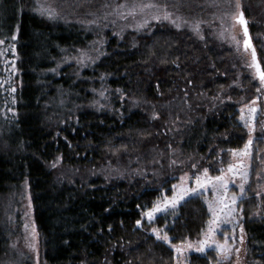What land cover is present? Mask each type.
Returning <instances> with one entry per match:
<instances>
[{"label":"trees","instance_id":"trees-1","mask_svg":"<svg viewBox=\"0 0 264 264\" xmlns=\"http://www.w3.org/2000/svg\"><path fill=\"white\" fill-rule=\"evenodd\" d=\"M0 2L7 6L0 38L15 34L19 73L12 113L0 106V197L27 180L44 264H169L168 242L143 231L167 232L172 243L198 239L210 219L203 194L146 227L136 221L173 194L176 167L218 173L250 138L248 183L237 203L244 264H264V193L256 195L264 183V85L238 76L227 48L168 24L97 31L42 18L21 0ZM260 11L248 31L264 71ZM81 50L93 59L77 63ZM244 106L257 109L251 131ZM216 257L209 249L187 263L221 264Z\"/></svg>","mask_w":264,"mask_h":264},{"label":"rangeland","instance_id":"rangeland-1","mask_svg":"<svg viewBox=\"0 0 264 264\" xmlns=\"http://www.w3.org/2000/svg\"><path fill=\"white\" fill-rule=\"evenodd\" d=\"M24 1L26 9L37 13L38 16L47 20H59L62 22L80 23L99 31L101 28H105L108 24H115L123 26L125 29H136L139 33H144L145 30L150 32L157 25H172L177 27L171 21H156L152 17L154 15H162L163 11H168L172 14L171 19L176 20L177 17L181 19L177 21L179 24L178 28L186 29L188 33L194 38L195 41H209L215 45L221 43L225 48L229 50L230 56L234 57L235 61L241 67V71L238 72L240 76L243 74L249 75V77L256 82H260L254 76L253 70L249 67L250 58L249 52L242 48V33L238 23L234 21V17L237 14V2L241 4L242 10L246 18L248 19L249 26H254V22L258 23L257 15L258 11L264 17V6L262 0H253L256 7L252 10L244 0H21ZM38 3H44L50 6L57 13V18L49 19L46 15H41L36 8ZM149 3L157 4L158 8H143L141 6ZM123 5V7H119ZM166 6V8H165ZM261 8V9H260ZM0 9L3 11L7 9L6 5L0 2ZM147 20V24L144 21ZM258 21V22H257ZM264 22V18L262 19ZM200 22L199 32L193 31V25ZM83 25V26H84ZM140 25H143L140 27ZM258 25H261L260 23ZM99 28V29H97ZM96 35L97 33L94 32ZM188 34V36H189ZM15 34H11L8 38H0V106L3 111L6 110L8 113H12V103L14 101V94L18 86L19 73L17 70V52L11 51L12 45H15V41L12 37ZM233 37L235 39H233ZM97 37L94 42L100 41ZM264 40V39H263ZM93 42V43H94ZM220 45V44H219ZM88 56H91V51H84ZM80 52V51H79ZM78 52V54H79ZM14 69V70H13ZM14 90V91H13ZM187 105L188 101H184ZM156 105V103H154ZM167 104L161 103V106ZM251 107V106H250ZM249 106H244V121L245 125H251L253 119L249 112ZM6 108V109H5ZM187 125V124H186ZM189 126H192L188 124ZM180 126V125H179ZM176 127L174 130H178ZM247 126L246 128H248ZM171 129V128H170ZM249 129V128H248ZM252 133H250L251 135ZM243 149L235 151L240 153ZM172 154L168 155V159H171ZM243 163L248 168V158L240 155H230V163L225 166H219L218 173H211L208 171L209 177H216L221 175V169L224 170L226 176H231L227 173L228 166L238 165ZM107 164V163H106ZM108 165V164H107ZM106 165V166H107ZM193 163L186 165L185 167H176L174 170L175 176L177 177L174 181V185L178 188L173 190L174 192L179 191V187H195V178L197 175L203 173L204 167L197 165V168H193ZM114 166L109 163L110 172L114 171ZM99 172V169L98 171ZM181 177H186L185 181H181ZM235 184H229L228 195L240 196L239 183L241 181L238 177L235 178ZM247 185V184H246ZM245 185V187H246ZM258 191L261 194L264 193V183L259 187ZM207 201L214 199L212 189L209 188L206 191L201 192ZM163 198V197H162ZM162 198L160 200H162ZM158 200V201H160ZM207 204V203H206ZM208 206V204H207ZM152 208V207H151ZM147 209L146 211L150 210ZM145 211V212H146ZM210 213V219H211ZM209 219V220H210ZM236 220L239 223H226L221 225L217 231L214 239L217 242L223 243L224 236L229 237L228 243L232 245L233 249L239 248L241 251L237 254L235 251L232 252L229 259H222L214 247L208 248L216 251V259L221 264H244L245 253H244V238L243 243L240 240V227L242 225V215L238 208V215ZM151 221L147 217L143 216L141 224L146 227V223L149 224ZM25 225L28 227L26 228ZM35 225L36 237L33 240L31 235L32 226ZM233 227H235V242L233 243ZM208 224L203 233L207 232ZM143 232L152 234L157 239L153 229H146ZM203 233L198 239L183 241L178 243L168 242L173 250V260L169 264H188L187 258L189 254H203L195 252L194 250L185 249L183 255H178L173 245H183L184 243H192L194 246L198 245V242L204 239ZM160 234L164 233L160 230ZM29 244H34V247H29ZM41 238L39 231L35 224L33 206L31 202V196L27 180L24 179L20 184L15 187L9 188L8 192L0 197V264H44L41 253ZM237 255L239 259H237ZM137 261V260H136ZM129 259H123L119 264H133ZM146 261H139L134 264H142Z\"/></svg>","mask_w":264,"mask_h":264},{"label":"snow or ice","instance_id":"snow-or-ice-1","mask_svg":"<svg viewBox=\"0 0 264 264\" xmlns=\"http://www.w3.org/2000/svg\"><path fill=\"white\" fill-rule=\"evenodd\" d=\"M237 9H239L240 5L237 2ZM119 7H123V5H120ZM159 6L154 3H149L141 6V10L143 8H158ZM166 8V6H165ZM36 11H38L41 15H46L49 19H55L57 18V13L53 8L50 6H47L44 3H38V6L36 8ZM172 14L168 11H163L162 15H154L152 17L153 20L156 21H171L173 24H176L177 27H179V24L177 23L178 20H180V17H177L176 20L171 19ZM234 19L243 26V34H244V48L246 50L251 49V63L249 64V67H253L256 70V75L259 77V80L261 81V84L264 85V71L261 70L260 64L257 62L256 57V50L252 47V44L250 42L249 34H248V28H247V21L244 18L243 12H238V14L234 17ZM144 24H147V20L144 21ZM143 25H140L142 27ZM193 31L199 32L200 30V22H197L193 26ZM13 40L16 39V36L14 35L12 37ZM233 39H235L233 37ZM0 43H3V41H0ZM11 51H15V45H12ZM77 59V63L83 64L86 59H93L92 57H89L86 52L80 51L79 56ZM14 70V69H13ZM261 89H257V91H260ZM14 91V90H13ZM101 96L104 95L103 92L100 93ZM253 104L256 103V101H252ZM243 112V109L241 110ZM249 112L252 114L251 118L255 119V114L257 112V109L255 107H250ZM241 119H244V116H241ZM249 126L250 131L253 130L252 126ZM253 141L250 138L248 142L245 144L244 149L237 153L233 151V155H240L242 157L248 158L251 160L252 153H251V147H252ZM59 160V158H58ZM173 164L176 162L173 161ZM53 167L56 166L54 163L52 165ZM193 168L196 169L197 165H193ZM227 173H230L231 176H226L224 173V170L221 169V175L216 177H209L208 175V169L205 168L203 170V173L201 175H197L195 178V187H179V191L174 192V195L172 197L164 196L162 200L157 201L150 210L143 213V216L147 217L149 221H152L156 214L161 212H166L169 208L175 209L176 206L183 200H185L187 197L191 195H195L198 193H201L202 191H206L207 189L211 188L213 192L214 199L211 201H207L208 204V211L211 213V219L208 222V230L207 232L203 233L204 239L200 240L198 242V245H193L192 243H184L183 245H173L175 252L178 255H183L185 249L188 250H194L198 253H204L208 248L214 247L216 251L218 252L219 256L227 260L229 259L230 255L233 251H235L237 254L241 251L239 248L233 249L232 245L228 243L229 237L227 235L224 236V242L220 243L217 242L214 237L217 233V231L220 229L221 225L226 223H239L238 220H236V217L238 215V200L242 199L245 194V185L248 183V168L243 163L238 165H229L227 169ZM236 177L239 178L241 183H239L238 187L240 190V196L232 195L231 197L228 195V187L229 184H235L236 183ZM186 177H181V181H185ZM177 185H173V189H177ZM257 196L261 195L260 191L256 192ZM239 211H242V209H239ZM137 226L139 227L141 225V220L136 221ZM27 228L28 226L25 225ZM153 232L156 234V237L158 240H163L165 242H170V237L168 236L167 232H164L163 235L160 234L159 229H153ZM240 240L241 243H243L244 238V229L241 226L240 227ZM31 235L33 237V240L36 237V229L35 225L32 226ZM233 243L235 242V227H233ZM30 248L34 247V244L28 245ZM237 259H239V256L237 255Z\"/></svg>","mask_w":264,"mask_h":264},{"label":"water","instance_id":"water-1","mask_svg":"<svg viewBox=\"0 0 264 264\" xmlns=\"http://www.w3.org/2000/svg\"><path fill=\"white\" fill-rule=\"evenodd\" d=\"M238 12H242V11L240 10V11H238ZM247 28H248V27H247ZM240 30H241V33H242V36H243L242 41H241V46H242V48H244V39H245V37H244V34H243V26H241V25H240ZM248 34H249V31H248ZM249 38H250V42H251V44H252V47L255 49V47H254V45H253V43H252V40H251V36H250V34H249ZM244 49H245V48H244ZM247 51L249 52V58H250V63H251V49H248ZM256 57H257V54H256ZM257 62L260 64L258 58H257ZM260 67H261V65H260ZM251 68H252V70H253V73H254V76L256 77V79H257L258 81H260V80H259V77L256 75V70H255V68H253V67H251ZM261 70H262V68H261ZM262 71H263V70H262ZM260 83H261V81H260Z\"/></svg>","mask_w":264,"mask_h":264},{"label":"flooded vegetation","instance_id":"flooded-vegetation-1","mask_svg":"<svg viewBox=\"0 0 264 264\" xmlns=\"http://www.w3.org/2000/svg\"><path fill=\"white\" fill-rule=\"evenodd\" d=\"M262 2H263L262 5L264 6V0H262ZM239 5H240V7H239V9H237V14H238V11H240V10L243 12L241 4H239ZM248 5H249V7H251V8H252L253 6H256L255 3H253V2H250ZM237 14H236V15H237ZM243 14H244V13H243ZM244 18H245V20L248 22V19L246 18L245 15H244ZM234 21H235L236 23H238L235 19H234ZM238 25H239V27H240V24H239V23H238ZM247 27H249V23H247Z\"/></svg>","mask_w":264,"mask_h":264}]
</instances>
